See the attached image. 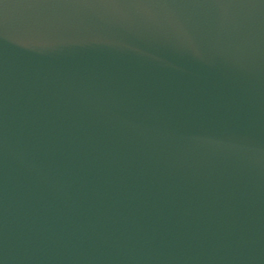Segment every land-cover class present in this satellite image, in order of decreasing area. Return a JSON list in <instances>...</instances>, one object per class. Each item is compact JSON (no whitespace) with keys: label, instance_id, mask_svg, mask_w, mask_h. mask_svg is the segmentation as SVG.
Instances as JSON below:
<instances>
[{"label":"water","instance_id":"1","mask_svg":"<svg viewBox=\"0 0 264 264\" xmlns=\"http://www.w3.org/2000/svg\"><path fill=\"white\" fill-rule=\"evenodd\" d=\"M0 264H264V0H0Z\"/></svg>","mask_w":264,"mask_h":264}]
</instances>
